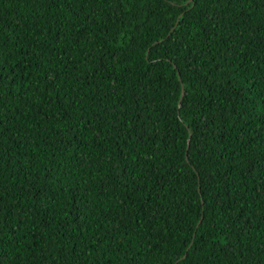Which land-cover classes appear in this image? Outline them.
Instances as JSON below:
<instances>
[{"label":"trees","instance_id":"16d2710c","mask_svg":"<svg viewBox=\"0 0 264 264\" xmlns=\"http://www.w3.org/2000/svg\"><path fill=\"white\" fill-rule=\"evenodd\" d=\"M0 264H264V0H0Z\"/></svg>","mask_w":264,"mask_h":264},{"label":"water","instance_id":"95a60500","mask_svg":"<svg viewBox=\"0 0 264 264\" xmlns=\"http://www.w3.org/2000/svg\"><path fill=\"white\" fill-rule=\"evenodd\" d=\"M182 97H183V90H182V93H181V96H180V99H179L178 106H180V103H181Z\"/></svg>","mask_w":264,"mask_h":264}]
</instances>
